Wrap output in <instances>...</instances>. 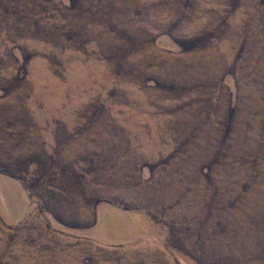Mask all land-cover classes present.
<instances>
[{
  "label": "rangeland",
  "instance_id": "rangeland-1",
  "mask_svg": "<svg viewBox=\"0 0 264 264\" xmlns=\"http://www.w3.org/2000/svg\"><path fill=\"white\" fill-rule=\"evenodd\" d=\"M0 264H264V0H0Z\"/></svg>",
  "mask_w": 264,
  "mask_h": 264
}]
</instances>
